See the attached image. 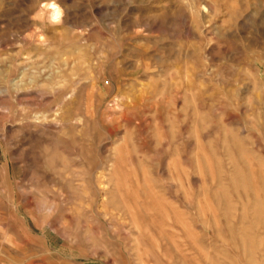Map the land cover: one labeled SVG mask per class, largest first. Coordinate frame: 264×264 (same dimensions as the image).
Masks as SVG:
<instances>
[{
  "label": "rangeland",
  "instance_id": "374dc122",
  "mask_svg": "<svg viewBox=\"0 0 264 264\" xmlns=\"http://www.w3.org/2000/svg\"><path fill=\"white\" fill-rule=\"evenodd\" d=\"M0 264H264V0H0Z\"/></svg>",
  "mask_w": 264,
  "mask_h": 264
},
{
  "label": "bare ground",
  "instance_id": "6f19581e",
  "mask_svg": "<svg viewBox=\"0 0 264 264\" xmlns=\"http://www.w3.org/2000/svg\"><path fill=\"white\" fill-rule=\"evenodd\" d=\"M48 8H49V12H50V14H49L50 20L51 21H57L58 20L57 18L60 15V9H59V7L56 4H50Z\"/></svg>",
  "mask_w": 264,
  "mask_h": 264
}]
</instances>
